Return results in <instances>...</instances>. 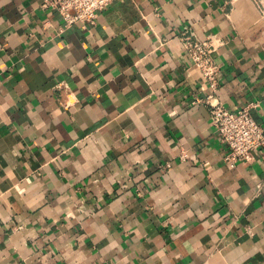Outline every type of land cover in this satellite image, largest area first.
<instances>
[{
	"label": "crops",
	"instance_id": "crops-1",
	"mask_svg": "<svg viewBox=\"0 0 264 264\" xmlns=\"http://www.w3.org/2000/svg\"><path fill=\"white\" fill-rule=\"evenodd\" d=\"M42 4L0 0V264H264V148L228 165L208 103L264 128V0Z\"/></svg>",
	"mask_w": 264,
	"mask_h": 264
},
{
	"label": "built area",
	"instance_id": "built-area-1",
	"mask_svg": "<svg viewBox=\"0 0 264 264\" xmlns=\"http://www.w3.org/2000/svg\"><path fill=\"white\" fill-rule=\"evenodd\" d=\"M118 0H43L42 7L57 11L63 17L66 27L78 23L94 25L100 12ZM183 47L194 67L201 73L204 81L215 92L219 84L220 67L215 60L217 46L212 38L207 40L186 37ZM211 116L221 142L227 148L225 161L234 167L243 160H250L255 152L264 148V128L251 114L250 107L238 112L226 109L221 103L208 97ZM183 160L187 156H182Z\"/></svg>",
	"mask_w": 264,
	"mask_h": 264
}]
</instances>
